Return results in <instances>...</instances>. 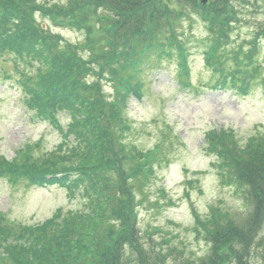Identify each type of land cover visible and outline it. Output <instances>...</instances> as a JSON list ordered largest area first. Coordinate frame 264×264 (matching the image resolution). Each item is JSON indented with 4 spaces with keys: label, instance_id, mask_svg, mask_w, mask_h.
Returning <instances> with one entry per match:
<instances>
[{
    "label": "trees",
    "instance_id": "obj_1",
    "mask_svg": "<svg viewBox=\"0 0 264 264\" xmlns=\"http://www.w3.org/2000/svg\"><path fill=\"white\" fill-rule=\"evenodd\" d=\"M80 1L84 7L70 0L19 8L14 0H0V68L10 59L27 110L64 136L60 153L49 163H68L50 170L45 160L4 158L1 167L7 176L61 184L83 199L82 208L65 215L58 211L37 225L17 228L0 213V264H170L175 250L165 251L151 232L143 242L138 227L136 208L142 199L136 198L132 182L143 186L154 170L152 153L135 150L123 138L133 129L124 111L127 100L131 94L140 97L139 74L148 62L174 59L188 74L187 41L177 30L182 7L197 13L207 27L203 60L215 84L229 85L240 95L257 86L264 90V64L258 59L264 25L236 43L232 32L240 18L233 0H167L175 4L171 9L166 0ZM36 7L51 24L84 31V40L71 42L50 32L48 24L35 20ZM60 110L68 115L65 128ZM232 132L210 129L205 140L222 183L244 186L251 213L241 224L224 219L227 214L216 208L199 221L210 251L184 264H226L230 256L247 264L237 249L247 250L264 213V134L241 144Z\"/></svg>",
    "mask_w": 264,
    "mask_h": 264
},
{
    "label": "rangeland",
    "instance_id": "obj_2",
    "mask_svg": "<svg viewBox=\"0 0 264 264\" xmlns=\"http://www.w3.org/2000/svg\"><path fill=\"white\" fill-rule=\"evenodd\" d=\"M14 1L19 8H24L34 3L65 5L70 0ZM164 4L168 8L175 6L167 0ZM233 4L239 10L240 22L232 32V40L238 43L264 25V0H233ZM77 5L84 7L80 0ZM180 9L184 15L177 30L185 33L189 79L198 88H184L179 80L184 77V68L177 70L175 60L163 59L159 65L145 70L143 98L130 96L124 110L133 129L123 138L137 151L153 150L155 154L151 158H157L151 161L154 175L149 181L141 187L137 180L132 182L136 198L142 199L136 208L138 227L143 242L148 239L145 234L151 232L150 237L165 251L175 250L173 258L168 260L170 264L197 260L210 251L206 231L199 221H204L216 208L227 214L224 219L241 224L251 213L244 186L231 181L222 183L219 168L213 166L215 155L208 150L205 134L210 129H231L241 144L250 135L264 134V90L257 86L250 94L240 96L230 86L208 87L211 72L204 65L205 42H201L208 35L207 27L197 13L188 14L186 7ZM34 17L48 24L50 32L61 33L71 42L84 40V31L51 24L37 7ZM91 21L96 23L94 18ZM259 42L258 59L264 64V39L259 38ZM2 68L15 74L9 61ZM4 70L0 69V167L6 165L4 158L49 163L60 153L59 144L64 137L47 121L30 117L19 85L13 78L3 77ZM101 81L109 91V83ZM66 113L59 112L63 127L68 122ZM36 142H40L38 146ZM67 144L70 145L69 141ZM66 161L57 159L49 163L52 165L49 169L65 166ZM4 172L7 171L1 167L0 213L17 228L40 224L58 211L65 215L82 208L80 192L72 193L60 184L28 186L26 180L9 179ZM246 248V251L237 250L244 253L242 258L247 264H264V213L259 229ZM226 264L237 262L230 256Z\"/></svg>",
    "mask_w": 264,
    "mask_h": 264
},
{
    "label": "water",
    "instance_id": "obj_3",
    "mask_svg": "<svg viewBox=\"0 0 264 264\" xmlns=\"http://www.w3.org/2000/svg\"><path fill=\"white\" fill-rule=\"evenodd\" d=\"M201 2L205 3L207 0H200Z\"/></svg>",
    "mask_w": 264,
    "mask_h": 264
}]
</instances>
